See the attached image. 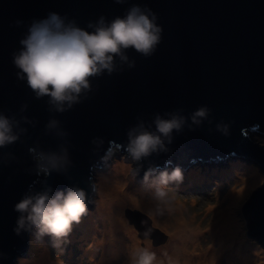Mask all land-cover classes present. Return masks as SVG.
Here are the masks:
<instances>
[{
  "label": "water",
  "instance_id": "1",
  "mask_svg": "<svg viewBox=\"0 0 264 264\" xmlns=\"http://www.w3.org/2000/svg\"><path fill=\"white\" fill-rule=\"evenodd\" d=\"M134 4L147 6L158 16L163 34L156 53L145 58L129 50L136 67L124 65L111 76L105 73L92 79V91L72 110L50 112L48 98L36 99L26 81L17 78L12 54L19 50L32 20L56 12L87 29L101 16L109 21L123 16ZM17 20L23 25L15 27ZM25 104L27 111L21 113ZM201 106L211 109L212 123L204 121L195 131L185 127L182 133H174L171 155L153 156L151 161L162 168L171 161L184 170L197 162L233 155L253 161L264 174V141L259 143L249 134L250 130L264 134V0H126L124 4L0 0V111L37 122L36 127L23 124L28 131L21 141L0 149V253L7 257L0 258V264H16L28 252L29 234L17 236L13 229L18 219L14 205L29 185L46 180L56 190L70 185L84 188L90 193L88 213L96 196L89 188L91 184L95 189L96 170L102 169L112 149L124 152L120 146L126 143L130 127L140 120L150 124L157 113L183 109V115L190 116ZM51 118L61 122L68 137L46 132ZM221 122L230 125L227 137L216 130ZM37 145L45 151H58L64 145L74 166L67 175L37 177L29 155V148ZM143 175L141 171L139 181ZM35 188L41 190V183ZM242 207L249 238L264 246V179L252 188ZM125 217L141 238L146 228H152L154 245L167 240L140 211L127 209Z\"/></svg>",
  "mask_w": 264,
  "mask_h": 264
},
{
  "label": "clouds",
  "instance_id": "2",
  "mask_svg": "<svg viewBox=\"0 0 264 264\" xmlns=\"http://www.w3.org/2000/svg\"><path fill=\"white\" fill-rule=\"evenodd\" d=\"M115 2L124 4L126 0ZM23 23L17 20L14 26L20 27ZM162 34L163 28L158 24L157 14L147 6L138 4L111 21L101 16L95 22H89L87 29L81 28L67 16L50 12L45 18L31 21L19 41V50L12 54V62L18 70L17 78L26 81L35 98L41 100L47 97L49 111L64 114L87 98L92 91V79L105 73L111 76L122 70L124 65L129 69L135 68L136 62L127 54L129 50L145 58L152 57L162 42ZM27 108L26 104L23 105L21 113L26 112ZM210 115L211 109L206 106L199 107L190 116L183 115V109L163 115L157 113L150 124L140 120L127 131V141L120 147L136 164L135 174L138 176L143 171L142 183L157 201L158 214H163L160 206L166 207L171 201L169 186L181 185L185 170L179 165L173 166L171 161H166L162 168L151 158L171 155L169 146L174 142V133H182L185 127L195 131L204 121L211 124ZM36 123L25 115L17 119L15 115L9 116L0 111V149L21 141L28 131L23 124L36 127ZM45 127L48 134L55 133L59 138L69 135L56 118H51ZM216 130L225 137L230 135V125L226 123L217 124ZM97 139H93L94 145ZM29 155L33 159V172L37 177L47 178L53 173L67 175L74 166L64 145L58 151H45L37 145L29 148ZM145 161L148 162L146 170ZM36 183H41V190H36ZM89 188L95 190L91 184ZM90 202L89 191L77 185L56 190L46 180L34 182L14 205L18 219L13 231L17 236L28 233L38 240L49 237L54 248L63 250L70 243L68 238L73 226L80 224L87 214ZM151 234L152 228H146L143 236L149 239ZM0 258L7 257L0 253ZM155 261V253L141 248L134 254L132 264H154Z\"/></svg>",
  "mask_w": 264,
  "mask_h": 264
},
{
  "label": "rangeland",
  "instance_id": "3",
  "mask_svg": "<svg viewBox=\"0 0 264 264\" xmlns=\"http://www.w3.org/2000/svg\"><path fill=\"white\" fill-rule=\"evenodd\" d=\"M249 134L259 143L264 141V135L257 131L250 130ZM110 153H112V155H109L102 169L96 170L94 180L96 196L93 197V209L89 210V212L82 217L80 224L73 226L75 236L74 240L72 241L70 239L72 235L70 234L68 238L70 243L66 244L63 250H59L52 246L49 237H44L38 240L31 238L29 234L28 252L26 255L20 257L16 264H35L45 252H47L49 257L53 260L59 258V261L62 262V264H89L88 256L83 257V247L88 248L92 244V241H95L93 240L94 237L97 236V238H101L106 230V227L103 226L102 222L98 218L99 209L101 207V198L99 197L98 189L105 183V178L108 175L111 176L116 171L117 166L123 167V169L119 171V174L123 173L124 176H119V179H116L118 182H115V180L112 183L113 190H111V194L113 195L114 193L117 194L119 192H122V194H133H129L127 200H125L123 202L124 204L121 206L117 205L118 202H113V205H116V212L121 214L120 216L127 224L128 220L125 217V210L127 209L140 211L141 214L149 217L152 221V226L163 235L167 236V240L161 245H154L153 239L151 238H141L138 231L131 226V224H129V226H131V229L135 233L138 247L140 249L147 248L150 252L155 253L157 258L166 257V264H170V262L167 261V255L172 252L171 249L174 248V243L176 250V245L181 242V237H179L180 234H177L179 236H176L175 232L164 224L167 221L172 223L175 218H178V215L176 214L178 211H172L175 210V205L181 204V212L184 217L186 219L193 218L192 221L200 224L202 227L204 235L199 239L196 250L193 249L194 246L192 245L188 247V254L190 255V258L187 262V264H191L190 261L194 259V255H197L195 264H200L198 263V258L200 255H204L206 253L207 247L219 248L218 242L213 241L211 238V232L209 229L213 222H216L215 215H219V213L222 212L221 210L225 212L226 208L229 206L231 202L228 198L229 193L241 190L244 183L246 184L247 178L254 174L258 175L260 180L250 187L249 191L245 194L244 198H242L237 207V214H239V218L242 223L244 238L240 241H238V239H233L229 247L222 252L219 251L221 253V257L219 255L218 264H234V260L228 258L227 252L231 253V249L235 250L234 252L242 250L243 253L246 252L249 248H246L245 242H250L254 245V247L257 246L264 251V246H262L256 239L249 238V231L247 230V216L243 212L242 207L243 201L250 194L252 188L264 179V174L260 171L258 165H256L253 161L228 155L222 160L213 159L207 163L197 162L191 165L188 170L184 168L183 183L178 187L176 185L169 186L168 191L171 201L166 207L161 205L167 211L163 214H158L157 211H154L153 209L157 205V201H151L147 197V192L151 191L143 185L142 181L138 180L137 175L135 174V165L127 157V154L120 151L118 148L112 149ZM212 206L217 207V210L211 209ZM169 210H171V212H169ZM107 222H105L106 226H108ZM90 223H92L94 231L90 234L91 236L89 241L81 240V236L84 235L83 231H87V229L89 230L88 224ZM118 238L123 241L121 236H118ZM125 241H128V238H126ZM82 244L83 247H81ZM124 245H126V242ZM131 249L126 252L119 250L117 252V256L107 262L109 256H107L106 259H103L106 261L100 260L102 254L105 253V249L98 246V253L96 254V257L100 260V264H125L128 259V253L131 252ZM179 260H181V264H185V257L179 256ZM235 264L237 263L235 262Z\"/></svg>",
  "mask_w": 264,
  "mask_h": 264
},
{
  "label": "bare ground",
  "instance_id": "4",
  "mask_svg": "<svg viewBox=\"0 0 264 264\" xmlns=\"http://www.w3.org/2000/svg\"><path fill=\"white\" fill-rule=\"evenodd\" d=\"M109 157V156H108ZM120 169V170H119ZM123 169L122 166H117L116 171L111 175L107 176L105 178V183L101 185V187L98 189L99 197L101 198V207L98 214V218L102 222L103 226L106 227V230L104 231V234L101 238H97V236L94 237L92 241V244L88 248H84L83 244L81 247H83V257L88 256L89 258V264H100V260L106 259L107 256H109V259H107V262L112 259L113 257L117 256V252L119 250L122 251H128L131 249V252L128 253V259L125 262V264H132V259L134 254L140 250L137 244V238L135 237L134 231L131 229V226L125 222L124 219L120 216L121 214L119 212H116V205H113V202H118V206H121L124 204L123 202L127 200L129 194H122V192H119L117 194H111L112 189V183L119 179V176H124V174H119V171ZM124 172V171H123ZM259 176L254 174L251 175V177L247 178L246 184L244 183V186L239 191H232L229 193L228 198L231 200L229 206L226 208V211L219 213V215H215L216 222H213L212 226H210L209 231L211 232V238L213 241L218 242L219 248L214 247H207V251L204 255H200L198 258V263L200 264H218L219 262V255L221 257V253L219 251L225 250L227 247H229L230 243L234 240L240 241L243 237L242 232V223L239 218V214H237V207L239 202L244 198L245 194L249 191L250 187L258 182ZM115 182H118L117 180ZM118 192V191H117ZM147 197L152 201L154 200L152 198V193L147 192ZM163 213H165L167 210L164 209L163 206H160ZM168 208V207H167ZM121 209V207H120ZM154 211L157 209V205L153 208ZM211 209L217 210V207L212 206ZM172 211H178L176 214L178 215V218H175V220L171 222L167 221L164 223L166 226L171 228L176 236H179L177 234H180L179 237H181V242H179L176 245L175 250V243L174 248H172V252L167 255V261L170 262V264H181V260H179V256L185 257V264H187L190 255L188 254V247L190 245L194 246V250H196V246L198 244L199 239L204 235V232L202 230V227L200 224L195 223L193 218H185L182 211V205L178 204L175 205V210ZM171 212V210H169ZM224 212V213H223ZM107 225L106 226V223ZM111 224V225H110ZM95 225V223H94ZM134 227V226H133ZM87 231H83L84 235L81 236V240L89 241L90 234L94 231L92 223L88 224ZM134 229V228H133ZM189 229V230H187ZM135 230V229H134ZM136 231V230H135ZM70 239L73 241L74 231L71 233ZM232 235V237H231ZM118 236H121L123 241L118 238ZM126 238H128V241H125ZM83 242V241H81ZM126 242V245H124ZM246 248H249L246 252L243 253L242 251L234 252L235 250L231 249L232 252H227V256L229 259L234 260L237 264H264V251L259 247H254V245L250 242H245ZM235 245V244H234ZM99 247H102L105 249V253L102 254V257L100 260L97 259L96 254L98 253L97 249ZM201 250V249H200ZM180 252V254H179ZM164 257V256H161ZM166 257L164 258H157L154 264H166ZM197 259V255H194V259L190 261L191 264H195V261ZM59 258L51 259L47 252L42 254V256L36 261L35 264H62V262L59 261ZM106 261V260H103ZM263 262V263H262Z\"/></svg>",
  "mask_w": 264,
  "mask_h": 264
}]
</instances>
